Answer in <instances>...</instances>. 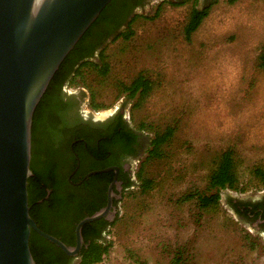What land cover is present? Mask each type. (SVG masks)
Segmentation results:
<instances>
[{"label": "rangeland", "instance_id": "374dc122", "mask_svg": "<svg viewBox=\"0 0 264 264\" xmlns=\"http://www.w3.org/2000/svg\"><path fill=\"white\" fill-rule=\"evenodd\" d=\"M177 1L156 0L138 9L132 36L113 35L105 44L108 74L85 67L84 78L70 86L86 110L101 115L124 109L134 126L146 125L151 138L175 127L163 156L143 164L152 187L143 192L136 178L124 194L105 235L109 251L98 264H264V238L231 203L264 189L254 173L264 168V0L210 2L190 40L184 27L192 7L204 2L171 3ZM140 72L152 81L142 100L118 86ZM92 91L99 109H92ZM227 149L246 189L221 190L215 206L201 207L197 194L186 199L215 191L208 190L209 174ZM146 155L135 164L137 171Z\"/></svg>", "mask_w": 264, "mask_h": 264}, {"label": "flooded vegetation", "instance_id": "af4514ba", "mask_svg": "<svg viewBox=\"0 0 264 264\" xmlns=\"http://www.w3.org/2000/svg\"><path fill=\"white\" fill-rule=\"evenodd\" d=\"M202 1L204 7L215 0ZM155 2L156 0H121V7L125 4L129 8L115 33L127 26L138 9H145ZM70 86L69 80L60 81L50 102L57 110L54 114L55 121L50 119L52 115L47 107L41 113L37 126V147L31 163L42 176L38 187L47 189V195L39 196L33 211L44 227L56 234L67 246L75 247L76 229L80 221L107 207L110 193L112 205L104 217L83 225V241L76 255L67 253L49 240L53 246H44V264H79L84 247L88 248L93 239L104 238L109 230V223L119 213V204L124 194L135 186V164L141 162L140 158L146 152L148 154L152 141L144 129L130 122L124 109L94 115L91 108H83L82 96ZM49 121L55 124L50 139L44 137L50 128ZM131 131L135 134L133 141ZM237 201L232 202L236 204ZM241 201H246L247 204L241 205V212L233 206L236 212L245 223L255 229L258 236L264 238V189ZM114 211L116 216L111 220L109 215Z\"/></svg>", "mask_w": 264, "mask_h": 264}, {"label": "water", "instance_id": "95a60500", "mask_svg": "<svg viewBox=\"0 0 264 264\" xmlns=\"http://www.w3.org/2000/svg\"><path fill=\"white\" fill-rule=\"evenodd\" d=\"M111 1L0 0V264H37L32 231L76 255L83 225L110 211L112 193L107 207L80 221L77 245L69 247L31 216L28 179L36 107L64 59ZM115 216L114 211L109 218Z\"/></svg>", "mask_w": 264, "mask_h": 264}, {"label": "trees", "instance_id": "16d2710c", "mask_svg": "<svg viewBox=\"0 0 264 264\" xmlns=\"http://www.w3.org/2000/svg\"><path fill=\"white\" fill-rule=\"evenodd\" d=\"M196 1V0H195ZM121 0H112L101 12L99 17L94 21V23L89 27L85 32L82 38L78 41L72 51L67 55V57L62 62L61 66L55 73L50 84L40 102L38 103L36 110L33 116V125H32V155L36 153L37 147V135L36 130L39 125L41 118V113L46 110L47 107L50 108V113L52 115V121H55V112L57 110L54 108V105H51L50 102L53 98V94L56 91V88L60 81H70V83L76 82L77 78L83 79L85 76L84 68L85 67H94L101 74L107 75L109 72V63L105 59V44L108 41V37L112 36L115 33V30L120 25V20L126 17L128 13V6L122 5ZM214 2V1H213ZM173 4H183L184 1L171 2ZM212 5V4H211ZM211 5L208 4L204 7H198L194 5L191 9L188 21L184 27L185 37L187 40L191 39L192 34L198 29L201 25L203 19L209 14ZM158 6L157 12L160 9ZM157 15V13H156ZM154 17V16H153ZM134 21L133 18L129 20L128 27L126 26L123 31L115 33V37H122L124 39H129L134 31L131 29V23ZM110 38V37H109ZM97 50V52H96ZM97 55L95 56V54ZM96 58L99 59L95 60ZM259 64L264 67V47L262 48L259 55ZM119 90L121 92L127 93L131 98L139 97L138 99L142 100L146 98L152 88V81L148 78L144 72L138 73V75L130 83H120ZM91 106L94 109H99L102 107L101 104L95 101V94L92 91L91 95ZM49 121L50 128L49 131L44 135V137L51 138V130L54 127V122ZM140 129H146L144 123L139 124ZM175 132V127L167 126L163 131H156L154 137L151 141V147L148 150V154L145 157V160L142 162L139 170L137 171V178L141 182L142 191L145 192L152 187L153 180L143 176L144 162L153 158H160L164 154V147L173 137ZM131 141L135 139V134L131 131ZM32 162V159H31ZM31 169L33 175L28 179V193H29V205L31 216L35 219L38 225L48 233H51L55 236L52 231L39 221L35 215L33 209L37 204L39 196L44 197L47 195V189H40L38 187L39 181L42 179V176L37 173L34 166L31 163ZM254 173L258 178V183L264 187V168L257 167L254 169ZM208 190L212 193H192L187 195L185 198L189 199L191 197H199L201 207L215 206L218 204L220 199V191L223 189H235V190H245V187H240L239 177L236 169V161L234 152L232 149H227L223 151L220 155L219 162L217 166L209 174L208 181ZM41 194V195H40ZM232 205L237 209L238 212H241L242 204H247L246 201L238 200L236 204L231 201ZM116 219L109 223V227L114 225ZM44 246H53V244L43 236L39 235L37 232L32 231L30 238V247L32 254L36 260L37 264H44L42 259V250H46ZM109 251V243H106L105 236L102 239H93L88 248L83 249V256L79 264H98L103 255ZM181 261V258L178 257L176 262ZM185 264V263H181Z\"/></svg>", "mask_w": 264, "mask_h": 264}]
</instances>
